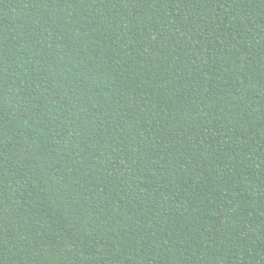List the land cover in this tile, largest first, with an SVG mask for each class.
<instances>
[{
    "label": "trees",
    "instance_id": "1",
    "mask_svg": "<svg viewBox=\"0 0 264 264\" xmlns=\"http://www.w3.org/2000/svg\"><path fill=\"white\" fill-rule=\"evenodd\" d=\"M0 264H264V0H0Z\"/></svg>",
    "mask_w": 264,
    "mask_h": 264
}]
</instances>
